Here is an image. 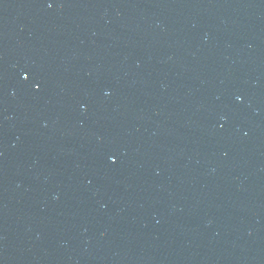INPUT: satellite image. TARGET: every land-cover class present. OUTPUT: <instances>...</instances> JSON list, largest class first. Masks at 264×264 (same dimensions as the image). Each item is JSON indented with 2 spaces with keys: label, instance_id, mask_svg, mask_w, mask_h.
<instances>
[{
  "label": "water",
  "instance_id": "obj_1",
  "mask_svg": "<svg viewBox=\"0 0 264 264\" xmlns=\"http://www.w3.org/2000/svg\"><path fill=\"white\" fill-rule=\"evenodd\" d=\"M0 264H264V0H0Z\"/></svg>",
  "mask_w": 264,
  "mask_h": 264
}]
</instances>
